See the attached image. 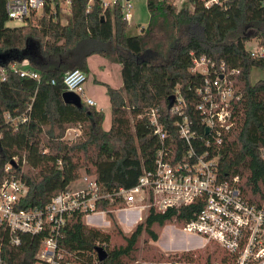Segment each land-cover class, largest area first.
Here are the masks:
<instances>
[{"label":"trees","instance_id":"trees-1","mask_svg":"<svg viewBox=\"0 0 264 264\" xmlns=\"http://www.w3.org/2000/svg\"><path fill=\"white\" fill-rule=\"evenodd\" d=\"M185 1L190 5L176 8L172 0H145L146 24L127 34L117 4L102 10L99 0H91L88 7L87 0H70L64 21L58 7L52 12L45 7L27 22L8 26L0 0V181L11 176L21 179L26 191L20 206H43L81 171L94 175L105 189L133 185L141 167L152 164L159 145L145 115L139 114L157 106L173 135L166 113L169 95L177 90L184 109L194 115L195 88L211 76L209 70H191L193 58L200 56L215 66L222 63L226 70L237 69L229 78L240 97L233 106L234 123L219 150V175H238L242 197L264 206V158L259 154L264 146V79L249 80L251 67H264V56H251L245 47L251 38L264 44V0H225L207 6L203 0ZM91 54L120 64L121 86L95 81L103 86L109 103L106 128L102 110L61 98L63 74L72 68L87 72ZM13 62H25L38 78L19 75L10 68ZM5 114L23 119L12 125ZM73 126L79 133L65 138V130ZM117 203L100 200L96 207L110 212ZM198 208L195 203L162 211L150 206L128 234L114 226L123 239L116 246H109L110 232L86 225L84 213L73 211L65 218L58 242L67 250L64 260L73 264H128L142 232L156 240L154 224L180 223ZM42 235L21 232L19 243L12 245L0 226V255L6 264H33ZM98 245L106 251L101 260L96 257ZM182 258L193 261L190 255Z\"/></svg>","mask_w":264,"mask_h":264},{"label":"built area","instance_id":"built-area-1","mask_svg":"<svg viewBox=\"0 0 264 264\" xmlns=\"http://www.w3.org/2000/svg\"><path fill=\"white\" fill-rule=\"evenodd\" d=\"M90 1L87 0V7ZM224 1L203 0V4H223ZM69 3L70 0H4V8L7 19L21 24L32 15L40 14L45 7L49 12L58 7L59 12L68 13ZM99 3L102 10L117 4L122 18H130V0H99ZM248 50L251 56H264V44L256 43ZM10 68L19 75L38 78L36 71L14 62ZM191 70L200 73L209 70L211 76H206L195 88L194 115L184 109V98L175 90L166 112L172 121L173 135L165 127L157 106H149L144 114H139L145 115L159 145L152 164L141 167L133 185L105 189L94 175L83 172L78 184H68L43 206L22 207L20 198L26 191L25 184L19 177H4L0 181V226L5 229L8 242L17 245L21 232H43L33 264H60L62 260L63 264H73L64 260L67 250L58 242L61 227L71 212L81 211L83 218L92 214L103 218L105 209L97 208L96 203L117 201L115 209L122 212L123 221L128 222L140 219L139 212L150 206L162 211L195 203L199 208L193 215L176 222L179 231L195 235L203 242L216 243L232 258L233 264H256L264 259V206L242 197L237 185L238 175L225 178L218 172L219 150L224 135L234 123L233 106L240 97L233 79L229 78L237 69L226 70L222 63L215 66L200 56L193 58ZM85 78L83 70L72 68L63 74L62 82L65 90L76 93L81 102L95 105V101L82 92ZM4 119L15 125L23 116L13 118L5 114ZM259 154L264 158V146L259 148ZM8 167L6 164L4 170ZM0 264H6L1 255Z\"/></svg>","mask_w":264,"mask_h":264},{"label":"rangeland","instance_id":"rangeland-1","mask_svg":"<svg viewBox=\"0 0 264 264\" xmlns=\"http://www.w3.org/2000/svg\"><path fill=\"white\" fill-rule=\"evenodd\" d=\"M131 7L129 9L130 18L126 20L125 30L127 34H134L139 32V28L144 26L148 19V11L145 6V0H130ZM176 8L182 5H190L185 0H173ZM60 20L64 21L65 12H60ZM5 24L8 26L18 25L19 21L15 19H7ZM257 39L251 38L245 42V47L254 48L256 46ZM109 58V57H107ZM103 59L99 55H92L90 58L91 71L87 74L86 79L82 83V92L84 95L92 96L99 109L103 111L104 121L103 125L107 126L109 124V104L107 96L104 92V88L101 84L95 82L96 78L105 80L113 86H121V78L119 71L111 66L109 63V68L103 70L95 66L96 61ZM111 61H116L109 58ZM19 67L26 68L25 62H20L17 64ZM96 77V78H93ZM258 78L264 79V67L253 66L249 70V80L252 82ZM79 133V132H78ZM77 133V134H78ZM71 129L64 134L65 138H73L75 135ZM16 158H13L15 161ZM81 173H83L81 171ZM80 173V174H81ZM79 178L71 181L70 186L78 184ZM116 207H111L110 212H106L103 218L98 214H92L89 217H84L83 221L88 226L98 227L103 231H108L111 233L109 246H116L123 243V239L119 234L115 232L114 226L121 229L124 234H128L134 227L135 223L142 220L146 211L139 212L141 215L140 219L128 221H123V213L117 211ZM176 222L166 221L162 226L154 224L152 228L157 233L156 240H151L144 232H142L136 243V250L134 252V259L128 264H167L168 262H175L176 264H233L234 261L227 257L226 252L219 247L216 243L203 242L202 239L194 240L192 234H187L186 232H181L175 225ZM197 237V236H196ZM190 255L193 261H185L182 257L183 255ZM182 255V256H180ZM180 256V257H179ZM256 264H264V259H261Z\"/></svg>","mask_w":264,"mask_h":264},{"label":"crops","instance_id":"crops-1","mask_svg":"<svg viewBox=\"0 0 264 264\" xmlns=\"http://www.w3.org/2000/svg\"><path fill=\"white\" fill-rule=\"evenodd\" d=\"M92 55H94V54H91V55H89L88 57H87V64H88V71L87 72H85V74H86V77H87V74L89 73V71H91V65H90V58H91V56ZM96 55H99V54H96ZM100 57H102L103 59H100V60H97L96 61V64H95V66L97 67V68H99V69H101V70H103V69H105L106 67L107 68H109L108 67V65H110L109 63H111L112 65L111 66H113V67H115L118 71H119V69H120V64L117 62V61H111L109 58H107V57H105V56H102V55H99ZM120 74V73H119ZM93 78H96V77H93ZM121 78V77H120ZM86 79V78H85ZM97 80H99V81H104V82H107V81H105V80H101V79H99V78H96ZM107 83H109V82H107ZM110 84V83H109ZM113 86V85H112ZM87 96H89V97H91L94 101H95V99L92 97V96H90V95H87ZM108 100V99H107ZM109 104V103H108ZM97 109H99V107L100 106H97V104H96V101H95V105H94ZM101 108V107H100ZM101 110V109H100ZM103 121H104V119H103ZM102 125H103V123H102ZM109 125V124H108ZM107 125V126H108ZM107 126H104L103 125V127H107ZM69 129H71L72 131H73V133L74 134H77L78 132H79V128L77 127V126H73V127H68L66 130H65V133L66 132H68V130ZM192 238L194 239V240H197V239H199L198 237H196V236H192Z\"/></svg>","mask_w":264,"mask_h":264},{"label":"water","instance_id":"water-1","mask_svg":"<svg viewBox=\"0 0 264 264\" xmlns=\"http://www.w3.org/2000/svg\"><path fill=\"white\" fill-rule=\"evenodd\" d=\"M2 56H3L2 53H0V58ZM61 98L64 102L71 103L75 106L81 105V102H80L78 95L76 93L70 91V90H63L61 92ZM172 99H173V95L171 94V95H169V98H168V106L171 104ZM95 252H96V257L98 260H101L106 256L105 249L100 245L95 247Z\"/></svg>","mask_w":264,"mask_h":264}]
</instances>
